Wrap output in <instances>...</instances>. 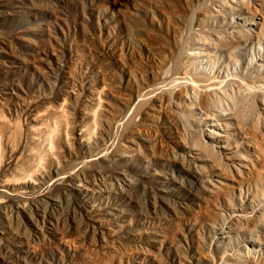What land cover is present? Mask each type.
Instances as JSON below:
<instances>
[{"label": "rangeland", "instance_id": "obj_1", "mask_svg": "<svg viewBox=\"0 0 264 264\" xmlns=\"http://www.w3.org/2000/svg\"><path fill=\"white\" fill-rule=\"evenodd\" d=\"M0 264H264V0H0Z\"/></svg>", "mask_w": 264, "mask_h": 264}]
</instances>
